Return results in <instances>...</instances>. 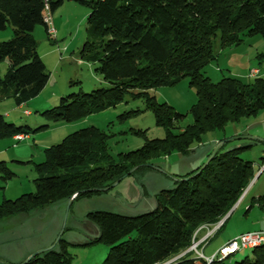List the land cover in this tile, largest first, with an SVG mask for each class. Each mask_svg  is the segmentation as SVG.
Segmentation results:
<instances>
[{
    "label": "trees",
    "instance_id": "trees-1",
    "mask_svg": "<svg viewBox=\"0 0 264 264\" xmlns=\"http://www.w3.org/2000/svg\"><path fill=\"white\" fill-rule=\"evenodd\" d=\"M64 2L89 8L80 57L95 66V75L107 87L61 97L57 106L40 116L53 123H73L114 108L129 95L144 100L164 137H144L140 148L119 154L114 162L107 153L105 135L97 128L69 134L47 148L45 160L35 164L34 192L0 203V220L27 215L75 194L78 200L99 195L81 192L110 187L134 167L140 168L133 174L148 169L143 165H152L153 160L171 154L186 156L201 145L203 135L264 112V77L248 83L234 78L213 83L203 74L215 60L212 46L217 37L222 47L239 44L241 36L264 39V0H0V31L11 28L13 34L9 41L0 42V63H7L6 73L0 75V100L11 98L16 107L25 105L46 86L49 75L37 53L33 31L42 26L47 35L45 15L51 16ZM183 79L197 96L186 115L157 103L149 93ZM186 116L191 123L182 127ZM44 127L15 126L0 114V139L27 136ZM226 146L199 175L160 190L149 212L136 216L87 213L85 220L98 232L92 243L109 246L101 264H163L188 249L197 227L222 220L254 177L252 163L240 158L249 146ZM261 161L263 165L264 157ZM199 167L177 177H191ZM258 202L263 205L264 196ZM67 247L61 239L57 250L27 264H70ZM252 249V259L234 264H264V245ZM231 257L215 258L209 264H224ZM168 264H197V260L188 253Z\"/></svg>",
    "mask_w": 264,
    "mask_h": 264
},
{
    "label": "rangeland",
    "instance_id": "rangeland-1",
    "mask_svg": "<svg viewBox=\"0 0 264 264\" xmlns=\"http://www.w3.org/2000/svg\"><path fill=\"white\" fill-rule=\"evenodd\" d=\"M88 14V7L75 2H64L51 15V26L57 31L55 40L48 39L42 26H37L33 31L37 53L46 67L49 80L36 100L34 98L27 102L23 108L24 111L14 112L10 119L6 118V121L15 126H28L32 130L41 126L45 127L28 134L29 139H25L26 135L23 134L14 136V139L13 137L0 139V203L4 200H16L23 194L33 193L35 190L33 181L36 178L35 164L45 160L47 148L59 144L66 136L78 130L88 127L100 130L105 135L104 143L107 153L114 162L117 161L119 154L140 148L144 137L147 139L164 137V131L155 126L153 115L147 110L144 100L133 99L129 95L114 108L73 123H53L40 116L41 112L57 106L61 97L78 92L89 93L105 86L100 77L95 75V66L80 57L86 37L85 22ZM12 36L11 28H6L0 31V42H7ZM212 49L215 60L205 67L203 74L213 83L223 78H234L248 83L258 75H251L254 72L253 69L260 71V77H264V58L261 57L264 54V39L260 36H241L239 44L228 47H222L217 37L213 41ZM6 71L7 63L3 61L0 63V75L3 76ZM95 83H98L96 87L93 85ZM149 93L157 103H165L183 115H186L191 106L197 102L195 90L188 86L187 79L171 87L157 88ZM45 104L48 106L47 109L42 111L38 109ZM12 109L16 110V105L11 98L0 100L1 115L4 116ZM29 112L30 117L24 116V114L29 115ZM259 115L264 117V112H260ZM258 117L242 119L239 124H228L224 129L225 135L222 131H213L203 135L201 140L202 143L211 142L213 137H217L230 141L242 136H230V129L249 126V132L253 134L250 137L253 139L234 140L228 142L225 148L249 146L240 154V158L244 162H251L254 174H257L238 200L239 202L243 196H247L248 204L259 196L257 194L264 192V164L262 165L261 161L264 157V129L253 126L258 122ZM39 119L42 122L35 124V121ZM190 123L191 117L186 116L181 126L184 127ZM204 149L207 148L198 146L192 153L183 157L171 154L165 158L153 160L152 165L175 177L182 176L190 172L193 161L204 153ZM257 176L258 179H256ZM257 181L259 182L256 184ZM173 182L168 177L148 168L123 179L107 192H101L88 199L74 198L68 209L64 232L60 238L68 244L70 264H101L106 258L109 246L105 243H92L98 232L95 226L85 220L87 213L105 211L124 216H136L149 212L155 207L154 196L162 189L171 188ZM67 201L30 211L27 215H16L0 220V261L8 264H22L30 255L50 247L64 223ZM243 207L232 208L230 214L228 213L216 224H204L197 227L188 249L163 264L173 262L188 253L197 260V264H201V261L209 264L211 257L218 259L215 253L216 246H219V249L257 225L256 214L261 215V212L254 207L253 213L247 218L243 216ZM259 207L264 211V204ZM249 233L264 235V231ZM52 238H54L53 241ZM54 249H58V243ZM211 254L214 255L205 257ZM244 258L252 259L253 249L240 251L224 264H234Z\"/></svg>",
    "mask_w": 264,
    "mask_h": 264
},
{
    "label": "crops",
    "instance_id": "crops-1",
    "mask_svg": "<svg viewBox=\"0 0 264 264\" xmlns=\"http://www.w3.org/2000/svg\"><path fill=\"white\" fill-rule=\"evenodd\" d=\"M51 17V16H50ZM56 31V30H55ZM56 37H57V31H56ZM253 70H256V69H253ZM251 71V70H250ZM249 71V72H250ZM258 71V70H257ZM260 74H261V72L260 71H258V75H257V77L258 76H260ZM101 80V79H100ZM95 87L98 85V83H95V84H93ZM36 98H38V96L36 97ZM36 98L34 99V100H36ZM27 105V104H26ZM25 107V105H21V106H18V107H16V110L15 109H12L11 110V112H8V113H6L4 116L7 118V119H10L11 118V114H13L14 112H16V111H24L23 110V108ZM47 105L45 104L43 107H40L39 106V108L38 109H41V111L42 110H45V109H47ZM26 111V110H25ZM30 113V112H29ZM24 114V113H23ZM24 116H28V117H30L31 116V113L29 114V115H25L24 114ZM257 116H259L258 117V119L259 120H257L258 122H256L253 126L256 128V127H261V129H264V117H262V116H260L259 115V113L255 116V117H257ZM254 117V118H255ZM245 120H247V119H245ZM242 121V120H241ZM42 121L39 119V120H37V121H35V124L36 123H41ZM237 124H239V123H237ZM231 130V135L230 136H234V135H242V136H248V137H250V135H253V134H251L250 132H249V126H243L242 128H238V127H235V128H233V129H230ZM258 130V129H257ZM223 132V134L225 135V131L223 130L222 131ZM256 136H260V135H256ZM13 139H14V137H13ZM25 139H29V136L27 135V136H25ZM225 138H222V139H220V138H217V137H213L212 138V140H211V142L209 143V142H203V143H201V145L200 146H204V147H206L207 149H204V153H202V155L200 156V157H197V159H195L194 161H193V163H192V165H191V170H194V169H196L197 167H199L204 161H205V159H206V155L207 154H209L210 152H211V150L215 147V145H217L218 143H220V142H222V141H225L224 140ZM210 148V149H209ZM191 170H189V171H191ZM188 171V172H189ZM253 173H254V170H253ZM172 174H175V173H172ZM257 174V173H256ZM256 174H254V175H256ZM175 175H178V174H175ZM256 179H258V176H257V178ZM259 181H257L256 182V184L258 183ZM256 184L254 185V187L256 186ZM253 187V188H254ZM253 190V189H252ZM261 193H263V194H257V195H259L255 200H252V202H250L249 204L247 203V201H246V199H247V196L246 197H244L243 196V199L241 200V201H239L238 203H237V205L235 206V207H233V208H241L242 206H244L243 207V216L244 217H249V215L250 214H252L253 213V208L255 207V208H257L260 212H261V215H259V213L258 214H256L258 217H256V219H257V225L256 226H253V229H251V230H247V231H244V232H247V233H249L250 231H252V232H257V231H261V232H263L264 231V211H262L261 209H260V207H259V202H258V200L260 199V197H263L264 196V192H261ZM233 210V209H232ZM231 210V211H232ZM230 214V213H229ZM260 217H263V218H260ZM259 220V221H258ZM243 232V233H244ZM242 234V233H241ZM240 235V234H239ZM53 239L54 238H52L51 240L53 241ZM52 243V242H51ZM50 243V244H51ZM49 244V245H50ZM218 247L219 246H216V248H215V253H216V251L218 250ZM205 251V248L203 249V252ZM214 254H211V255H208V256H205V257H211V256H213Z\"/></svg>",
    "mask_w": 264,
    "mask_h": 264
},
{
    "label": "water",
    "instance_id": "water-1",
    "mask_svg": "<svg viewBox=\"0 0 264 264\" xmlns=\"http://www.w3.org/2000/svg\"><path fill=\"white\" fill-rule=\"evenodd\" d=\"M249 139H253L251 137H248V136H239L237 138H233L231 139L230 141H222L220 143H218L214 148L213 150L211 151L210 155L208 156V158L204 161V163L199 167V169L191 176V177H188V178H185V179H179L173 175H170L169 173L163 171L162 169H160L159 167L155 166V165H151V164H145L143 165V167H146V168H150L152 170H155L157 172H159L160 174L168 177L169 179H171L172 181L174 182H180V181H188L190 180L191 178L199 175L202 170L211 162V160L214 158V156L218 153L220 147L225 144V143H228V142H231V141H234V140H249ZM138 168L140 167H134L132 169H130L125 175H123L121 178H119L118 180H116L110 187H107V188H100V189H89V190H83L81 193H92V192H107L108 190L114 188L115 186H117L123 179L129 177L130 175H132ZM77 194L71 196L68 201H67V208H66V214H65V217H64V223L62 225V228L60 230V232L58 233V236L55 240V242L48 248L46 249H43L39 252H36L32 255H30L22 264H27L31 259H33L34 257L36 256H39V255H42L48 251H51L54 246L58 243V241L60 240L63 232H64V227H65V220H66V215L68 213V209L73 201V199L76 197ZM0 264H8V263H5L3 261H0Z\"/></svg>",
    "mask_w": 264,
    "mask_h": 264
},
{
    "label": "built area",
    "instance_id": "built-area-1",
    "mask_svg": "<svg viewBox=\"0 0 264 264\" xmlns=\"http://www.w3.org/2000/svg\"><path fill=\"white\" fill-rule=\"evenodd\" d=\"M44 23L47 27V35L50 39L55 40L56 37V31L55 29L51 26V17L50 15L46 14L44 18ZM251 75H257L258 71L253 70ZM15 139H17L15 137ZM259 238H264V235L262 233H246L242 234L236 239L228 242L227 244L223 245L218 249L217 257L219 260L226 259L230 256H234L238 254L242 250H246V245L250 244L254 241L259 240ZM215 257H211L210 261H212ZM209 261V262H210Z\"/></svg>",
    "mask_w": 264,
    "mask_h": 264
},
{
    "label": "bare ground",
    "instance_id": "bare-ground-1",
    "mask_svg": "<svg viewBox=\"0 0 264 264\" xmlns=\"http://www.w3.org/2000/svg\"><path fill=\"white\" fill-rule=\"evenodd\" d=\"M261 245H264V238H259V240L257 241H254L250 244H247L246 245V249H252V248H255V247H258V246H261Z\"/></svg>",
    "mask_w": 264,
    "mask_h": 264
}]
</instances>
